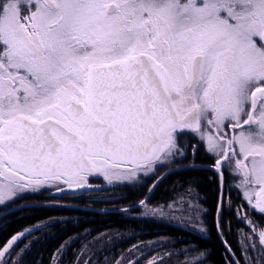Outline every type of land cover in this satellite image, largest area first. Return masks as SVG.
Masks as SVG:
<instances>
[{"label":"snow or ice","instance_id":"6c2138e0","mask_svg":"<svg viewBox=\"0 0 264 264\" xmlns=\"http://www.w3.org/2000/svg\"><path fill=\"white\" fill-rule=\"evenodd\" d=\"M201 147L264 215V0H0V205L101 177L151 192Z\"/></svg>","mask_w":264,"mask_h":264},{"label":"trees","instance_id":"16d2710c","mask_svg":"<svg viewBox=\"0 0 264 264\" xmlns=\"http://www.w3.org/2000/svg\"><path fill=\"white\" fill-rule=\"evenodd\" d=\"M187 142L195 145L196 139L189 137ZM188 155L166 171L150 193L152 183L146 181L148 187H123L116 200L91 203L90 196L53 197L42 192L26 195L8 207L2 205L0 240L46 224L19 243V249H24L18 257L21 264H115L140 244L163 248L169 264H227L228 260L244 264L240 247L243 228L235 216L240 205L238 192L230 179L218 187L202 147L194 155L189 149ZM186 190L199 199L204 228L142 215L148 205H163ZM253 217L260 216L253 213Z\"/></svg>","mask_w":264,"mask_h":264},{"label":"rangeland","instance_id":"374dc122","mask_svg":"<svg viewBox=\"0 0 264 264\" xmlns=\"http://www.w3.org/2000/svg\"><path fill=\"white\" fill-rule=\"evenodd\" d=\"M202 149L205 152L204 147H202ZM188 156L189 155L183 158L180 161V163L184 162L186 158H188ZM175 166L176 165H173V167ZM168 170L170 169H163L160 175L163 177V174ZM230 181H231V186H233V190H236L240 196V205H243V207L239 205V207L235 212L236 219L237 221L240 222L243 228L240 233L241 254L245 258V260L248 257L256 258L259 256V252H257L254 249L246 251V249L248 248L249 244H252L254 242L256 243L257 248L264 249V246H261L258 243L259 231L264 230V215H261L256 211L250 212L249 211L250 206L247 204L246 199L242 195L243 190L237 187L238 181H234L232 179H230ZM150 183H152L153 185L152 181H150ZM90 184L92 185V187L87 190L65 188L63 192L52 190L50 192H44V193L46 194V196H53V197L63 196L65 194H71L70 197L78 196V195L90 196L91 197L90 201L92 203L97 200L100 202L107 200H116L118 196L121 194V190L123 189V187H126L125 184H121V183L108 184L107 181H104L102 177L99 179L90 180ZM150 187L152 186H149L148 188ZM66 190H70V191H66ZM26 195L29 194H24L23 198L16 199L15 202L23 201ZM193 197L195 199H192ZM187 202L196 204L198 206V211L193 212L191 209H188L186 207ZM227 203H229L228 200L226 201V204ZM165 204L160 206H150L147 204L148 205L147 209H145L142 215H149L152 218H159L167 222L178 223L180 225L188 226L189 228H197V227L204 228V224L200 222L201 209L199 205V199L195 196L193 192L186 190L183 193H179L177 198H175V200H172L170 202L167 201V203ZM21 206H24V203H22ZM161 209H163V212H161ZM253 213L258 214L260 217L254 218ZM45 225L46 224H37L31 229H27L26 232L24 230L23 232H25V237L28 236V234L32 233V231L38 230L39 228ZM25 237H21V241ZM21 241H18L17 243L19 244ZM17 252H20L19 247L17 248ZM60 252L58 253V255L60 254ZM167 256L168 253L163 248L160 249L159 247H152L151 245L140 244L128 250V252L122 255L116 261L115 264H153V262L154 264H169L168 262L165 261V258ZM13 259H18V257L14 256Z\"/></svg>","mask_w":264,"mask_h":264},{"label":"flooded vegetation","instance_id":"af4514ba","mask_svg":"<svg viewBox=\"0 0 264 264\" xmlns=\"http://www.w3.org/2000/svg\"><path fill=\"white\" fill-rule=\"evenodd\" d=\"M66 191H70V190H66Z\"/></svg>","mask_w":264,"mask_h":264},{"label":"water","instance_id":"95a60500","mask_svg":"<svg viewBox=\"0 0 264 264\" xmlns=\"http://www.w3.org/2000/svg\"><path fill=\"white\" fill-rule=\"evenodd\" d=\"M150 193V192H149Z\"/></svg>","mask_w":264,"mask_h":264}]
</instances>
